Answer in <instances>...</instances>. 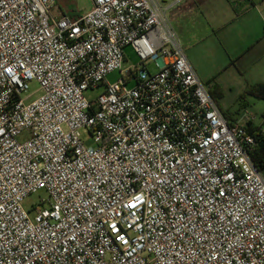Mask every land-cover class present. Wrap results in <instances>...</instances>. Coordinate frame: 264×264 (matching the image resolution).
Returning <instances> with one entry per match:
<instances>
[{
	"label": "built area",
	"instance_id": "2783aa9c",
	"mask_svg": "<svg viewBox=\"0 0 264 264\" xmlns=\"http://www.w3.org/2000/svg\"><path fill=\"white\" fill-rule=\"evenodd\" d=\"M187 1L0 0V264H264L254 117L228 120L188 62Z\"/></svg>",
	"mask_w": 264,
	"mask_h": 264
},
{
	"label": "crops",
	"instance_id": "0c3cea01",
	"mask_svg": "<svg viewBox=\"0 0 264 264\" xmlns=\"http://www.w3.org/2000/svg\"><path fill=\"white\" fill-rule=\"evenodd\" d=\"M259 1L188 0L169 10L172 27L199 80L215 76L207 85L202 82L211 97H220L218 89L222 91L225 87L232 89L233 85L241 84L240 88L245 89L264 83V0ZM204 39L215 41L219 47L213 50L214 71L208 75L201 69L195 50L196 43ZM226 72L239 75L243 81L226 80L223 78ZM220 100L221 97L218 99L221 110ZM252 123L257 125L255 120ZM258 125L264 130V121Z\"/></svg>",
	"mask_w": 264,
	"mask_h": 264
},
{
	"label": "rangeland",
	"instance_id": "374dc122",
	"mask_svg": "<svg viewBox=\"0 0 264 264\" xmlns=\"http://www.w3.org/2000/svg\"><path fill=\"white\" fill-rule=\"evenodd\" d=\"M258 3H260L259 0H256ZM57 2V12L61 13L64 12L68 15L70 14H76L79 13H85L88 10H90L92 4L91 0H56ZM218 47V44L215 43V41H209L208 39H204V41L200 40L195 45V50H198V59L200 62V67L202 70H204V74L208 75L212 73L213 70V50H216ZM186 52V48L184 49ZM124 54L126 56V61L123 63V69L135 65L139 62L137 56L135 55L134 51L131 47L124 48ZM190 51V50H189ZM193 51V50H192ZM191 51L192 57L194 54ZM221 51V49H220ZM190 54V53H189ZM186 55H188V52H186ZM120 74L118 71H114L106 76L105 81L109 83H115L116 80L119 78ZM215 76H210V78H202V82L207 85L211 82ZM223 78L226 80H230L231 78H235L239 81H243L239 75H232L231 73H224ZM237 83V82H236ZM232 89L223 88L221 91V110L224 114H229L232 119L239 118L244 112H248L251 116L254 117L255 123L258 125L260 123H263L264 121V100L257 98L255 96H252L250 93L246 91L245 89L240 88L241 84L233 85ZM105 86L102 84L98 86L97 88L93 90H89L86 92V95L88 97H97L104 91ZM28 95H32L30 98V101L36 99L39 95V85L36 81H32L29 84V90L27 92ZM24 94V95H27ZM244 101H247L249 104L245 105L243 104ZM264 128V126H263ZM26 134H24L23 137H25ZM83 137L86 138L87 135L83 134ZM89 142H87L88 144ZM44 194L42 192H39L38 194H34L29 196L27 199L24 200L23 205L27 210H30L31 206L33 204H38L40 198H43Z\"/></svg>",
	"mask_w": 264,
	"mask_h": 264
},
{
	"label": "trees",
	"instance_id": "16d2710c",
	"mask_svg": "<svg viewBox=\"0 0 264 264\" xmlns=\"http://www.w3.org/2000/svg\"><path fill=\"white\" fill-rule=\"evenodd\" d=\"M57 3V2H56ZM72 16H76V14H70ZM219 95L221 97V91H219ZM246 91L250 93L252 96H255L257 98L264 100V83H257L252 86H248L246 88ZM220 97H212L215 103L218 105V99ZM245 104V101L244 103ZM219 106V105H218ZM222 111V110H221ZM224 114V113H223ZM228 120H232L231 116L229 114H224ZM248 131L252 133L254 136H256V144L254 146L253 151L250 153V158L253 161L254 165L257 167L258 171L261 173V175L264 178V130L262 129V126L254 125L253 123L248 124Z\"/></svg>",
	"mask_w": 264,
	"mask_h": 264
}]
</instances>
